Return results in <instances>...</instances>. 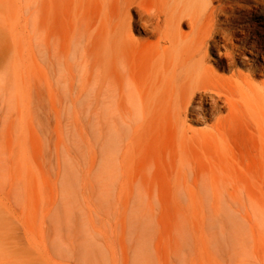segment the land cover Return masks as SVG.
<instances>
[{
  "label": "rangeland",
  "instance_id": "rangeland-1",
  "mask_svg": "<svg viewBox=\"0 0 264 264\" xmlns=\"http://www.w3.org/2000/svg\"><path fill=\"white\" fill-rule=\"evenodd\" d=\"M84 4L0 0V264H264V132L246 112L170 155L139 105L106 103Z\"/></svg>",
  "mask_w": 264,
  "mask_h": 264
},
{
  "label": "bare ground",
  "instance_id": "bare-ground-1",
  "mask_svg": "<svg viewBox=\"0 0 264 264\" xmlns=\"http://www.w3.org/2000/svg\"><path fill=\"white\" fill-rule=\"evenodd\" d=\"M82 17L78 34H88L95 47L86 62L96 67L104 55L106 103L139 105L138 128L163 139L170 155L186 151L188 163L194 146L226 143L246 112L264 132V0H85ZM247 53L251 65L244 64Z\"/></svg>",
  "mask_w": 264,
  "mask_h": 264
}]
</instances>
